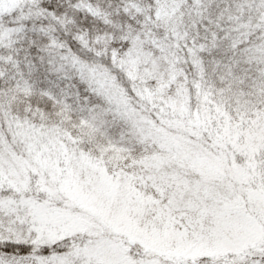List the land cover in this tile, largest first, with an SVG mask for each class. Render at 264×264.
Masks as SVG:
<instances>
[{
	"label": "snow or ice",
	"instance_id": "obj_1",
	"mask_svg": "<svg viewBox=\"0 0 264 264\" xmlns=\"http://www.w3.org/2000/svg\"><path fill=\"white\" fill-rule=\"evenodd\" d=\"M0 264H264V0H0Z\"/></svg>",
	"mask_w": 264,
	"mask_h": 264
}]
</instances>
